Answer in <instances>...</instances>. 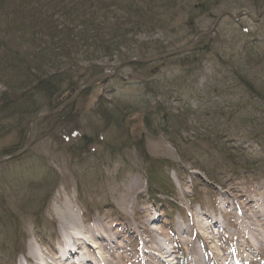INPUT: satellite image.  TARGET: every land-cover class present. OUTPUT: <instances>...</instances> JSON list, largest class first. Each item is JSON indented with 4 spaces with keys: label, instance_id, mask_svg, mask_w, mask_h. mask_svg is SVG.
Segmentation results:
<instances>
[{
    "label": "rangeland",
    "instance_id": "1",
    "mask_svg": "<svg viewBox=\"0 0 264 264\" xmlns=\"http://www.w3.org/2000/svg\"><path fill=\"white\" fill-rule=\"evenodd\" d=\"M73 1L76 0H68L67 7L74 6ZM196 1L158 0L153 4L151 8L158 12V20L165 27L154 25L147 33L127 34L132 56L153 45L169 44L175 50L187 44L193 29L198 33L208 30L222 11L235 15L245 10L255 16L264 4V0L256 3L222 0L230 7L220 8L219 12L214 9L199 12ZM53 4L50 0H0V40L4 42L0 45V70L15 66L4 58L6 54L16 58L18 52L7 53L8 48L28 55H44L41 61L38 59L45 64L44 68H57L61 47L69 59H75L71 63L76 64L71 73L76 86L71 91L62 85L58 95L64 100L62 104L84 83L92 82L70 102L71 119L61 126L48 124L41 135L37 128L32 146L23 155L0 156L9 158L0 163V264H31L26 260L33 258L30 250L38 252L50 264H56L51 258L56 250L65 252L63 235H72V227L62 228L61 223L62 212L66 213L69 208L75 212L79 227L86 229L97 221L107 231L111 230L116 243L115 255L121 253L114 264H126L121 259L124 253L134 254L136 243L147 239L149 234L154 240L150 243H168L171 249L179 244L175 248L177 252H184H181L183 259L190 247L182 243H207L199 236L202 231L199 225L208 226V231L202 232L214 238L211 239L213 247L217 246L224 258L235 243L244 242L233 211L237 209L251 218L253 228L263 236V248L253 246L259 255H250V262L242 264H264V99L252 98L243 85H236L216 58L237 63L245 59L252 77L264 86V13L256 22L247 17L237 21L224 17L212 35L202 38L212 51L196 74L192 89L196 94L187 105L189 115L176 119V127L182 125L183 129L187 122L186 129L180 132L187 145L178 149L176 146L182 141L173 128H168L169 134L165 135L166 125L156 123L154 131L146 132L142 121L157 114L158 100L173 112L183 110L173 101L176 98L173 94L167 102L164 97H153L152 90L146 88L150 79L156 77L175 81L181 65L179 56L149 63L143 71L127 66L132 64L129 63L119 67L111 77L107 73L113 72L120 61L107 59L100 52L95 53L99 55L97 59L93 53H83L85 47L80 39L72 42L65 39V43L62 39L49 40L46 33L59 30L66 22L56 9H50ZM187 6L195 10L190 16L183 11ZM83 12L85 18L91 14L88 9ZM105 13L111 19L126 17L110 8ZM129 25L133 26V22ZM120 31L123 35L126 32ZM179 40L182 45L177 43ZM128 46L126 43L118 49L129 51ZM205 84L207 88L203 92ZM3 89L0 83V93ZM225 95L229 96L226 104ZM100 102L108 103V107L126 118L119 135L100 121L103 106ZM10 117L3 121L11 126L5 123V131L0 134V152L13 143L20 148L12 154L15 155L28 142L32 124L22 121L20 128L14 130L12 123L18 118L14 114ZM201 124L207 130H201ZM224 145L229 148L227 154L219 153ZM151 163L159 164L154 183L161 186L151 183L149 193L146 169H152ZM214 221L216 224L210 227ZM141 223H147L155 231L146 228L143 232ZM128 226L133 230L131 235L127 234ZM91 243V239L86 241L88 249ZM230 243L233 245L228 246ZM83 254L84 250L80 255ZM72 262L78 263L77 259Z\"/></svg>",
    "mask_w": 264,
    "mask_h": 264
},
{
    "label": "trees",
    "instance_id": "2",
    "mask_svg": "<svg viewBox=\"0 0 264 264\" xmlns=\"http://www.w3.org/2000/svg\"><path fill=\"white\" fill-rule=\"evenodd\" d=\"M50 1L54 3L52 6H50V9H56L57 11L55 12H59L61 15H63L66 22L61 24L59 30L48 31L46 33V36L50 37L49 40L52 41L54 38H56L60 41L62 39L64 41L63 43H65V39H68L71 42L80 39L82 47H85V52L83 53H93L94 56L96 55V59L99 57V55L97 56V54H95L97 52H100V55H103V57L107 59H113L115 62H118L126 58L142 59L147 57H155L166 52L167 50L169 51L174 48V46L169 44L166 46H154V43H152L153 46L147 48L145 52L141 51V53L132 56L133 51L128 46L129 42H127L126 39L127 34H133L134 32L147 33L151 30L150 27L154 25L155 28L165 27L164 22H162V20H158L160 16L158 12L151 8L158 0H141L143 2L142 5L140 4V1L137 3V0H76L73 1L75 4L72 7H67V5H69L67 4L68 0ZM257 1L260 0H254L255 3ZM196 3L198 4L196 11L199 12H202L203 10L210 12L211 9L219 12L220 8L230 7L227 3L222 2V0H197ZM49 4L51 5V3ZM64 7H66V9H61ZM106 8H110V10H113L114 12L120 11L126 15V17L123 20L119 17L116 19H111L109 15L105 13ZM186 8L187 9H184L183 11L187 12L188 16H190L191 13L195 11L191 6H187ZM86 9L91 11V14H89L88 18H85V14L83 12ZM16 16L18 17V15ZM132 22L133 26L129 25ZM18 25L21 27V23H18ZM134 26L136 28L132 29ZM120 29L126 30L124 35L120 33L122 32ZM142 29H144L143 32ZM199 33L193 29L190 34V38L192 36L196 37ZM118 34L120 37H117ZM190 38H188L186 41L187 44L190 42ZM181 41L182 40H179L177 43L182 45ZM2 42L3 41L0 40V45H2ZM126 43L130 49L129 51H121L118 49V47H121L122 45L125 46ZM144 45L146 46V43H144ZM243 50L244 52L247 51L245 48ZM14 51L18 52L16 53L17 55L15 54L17 56L16 58H11L10 56L12 54H6L4 59L9 60L10 63H15V66L8 65V68L6 67L0 70V83L4 87L3 91L0 93V134L4 133L5 131V123L7 126L10 125L9 122L3 121L12 119L10 117L12 114L18 118L15 121L16 123H12L15 124L12 127L14 130L20 128L22 121H25L26 125L27 122L32 124L33 120L38 115L55 110L62 105L64 100H62L61 96L58 95L63 86L67 87V89H70L71 91H73L74 87L76 86V83L71 79V73L76 64L71 63L70 61L75 59H69L68 55L61 47L58 52L59 58L57 68H55V66L51 68H44L45 64L38 61V59L41 61L44 55H28L22 50L16 48L7 49V53ZM210 51H212L210 45H207L204 43V39H201L186 53L179 55V58L181 59V65L179 68L180 71L178 72V76L176 77L175 81L172 82L167 80L165 77H156L150 79L148 83L150 85L146 86V88L152 90L151 92L154 94L153 97H164L168 102V98L173 94L176 97L173 101H175L177 105H181L183 110L180 112L176 109L175 112H173L170 107L165 106V102H158V100L157 105H155L158 116L155 113V115L151 116V118L145 117L143 119L144 121H142L146 132H149L151 129L154 131L153 126L156 123H162L166 125V129L164 131L165 135L169 134L168 128H173L174 131L181 137L182 141V134L180 132H183L186 129L187 122L185 128L183 129L182 125H178L176 127V119L181 120L189 115V112L187 111V105L190 103L192 97L196 94L194 92L192 93V89L194 88L193 86L197 81L195 79L196 74L199 73L203 63L206 62V58ZM216 58H218L217 62H220V64L226 67V73L229 74L231 80H233L236 85H243L252 98L257 100L261 98L264 99V86L260 84V81L258 84L257 79L252 77V70L248 69L249 63L245 59L244 62L242 60L237 63L232 59L225 60L224 58L221 59L220 57ZM127 66H133L143 71L149 66V64L132 63ZM94 72H97V69H94ZM206 88L207 85L205 84L203 92L206 90ZM182 94L184 95L182 96ZM197 96L201 98L198 94ZM225 96L226 99L224 101L226 104L229 96ZM218 99L216 102H219ZM100 103L103 104L99 114L100 121L103 122L105 126H110L111 129L113 128L114 133L119 135L123 131L122 126L124 123H126V118L123 115L120 116L119 112H116L115 108L108 107V103ZM12 109L14 110L13 113L8 114V112ZM195 114L197 115V113ZM72 115L73 105H69L62 112L40 120L37 124L38 134L41 135L44 133L45 129L48 128V124H52V127L59 125L61 126L62 123H65L71 119ZM203 117L206 118L207 121L209 120L206 115H203ZM24 118L27 119L24 120ZM203 125L204 124H201L200 129L203 131L207 130ZM199 135L200 134L197 136ZM185 140L186 139L183 138V141L180 142L176 147L178 149H180L183 145L186 147L187 144ZM213 142L215 144H219L214 138ZM171 143L173 144V142ZM19 149V146L11 143L2 148L0 156H10ZM228 150L229 148L227 145H224V149H219V153L227 154ZM151 165L152 169H146V179H148V188H150V190L148 189L149 193H151V183L161 186L158 183H154L156 180L155 172H157L158 168H160L158 167L159 164L151 163Z\"/></svg>",
    "mask_w": 264,
    "mask_h": 264
},
{
    "label": "bare ground",
    "instance_id": "3",
    "mask_svg": "<svg viewBox=\"0 0 264 264\" xmlns=\"http://www.w3.org/2000/svg\"><path fill=\"white\" fill-rule=\"evenodd\" d=\"M185 46V45H184ZM183 47V46H182ZM181 48V47H180ZM150 58V57H148ZM124 60H121L122 62ZM112 77V76H111ZM34 121V120H33ZM33 125V123H32ZM264 199H262V203L264 205ZM237 220L239 221V233L241 243H235V246L233 247V254L236 256L237 252L240 253V255L237 257L241 260H250V255L257 256L258 251H253V246H255L257 249L261 250L263 248V236L257 232L253 228L254 224L251 223V218L245 217L240 211L237 209L233 210ZM54 212H57L55 210ZM264 212V210H263ZM62 228H71L72 227V235L68 236L63 235V239L66 241L67 248L65 250V253H61L60 251L56 250L55 255L53 254V262L56 264H76L72 261L77 259V264H98L101 262V264H114V261H119L117 258L121 256V253L118 252V256L115 255L116 248H114V245L116 243H113V238L111 237L110 231H107L105 227L101 226L97 221L94 222L89 228L86 229L83 227H79L77 222V216L75 215V212L69 208L68 211L62 212ZM60 216V215H59ZM61 217V216H60ZM216 224V221L211 224L210 227ZM200 229L202 231H208L207 225H202V227L199 225ZM140 228L144 232L146 228H150L151 231H155L154 228H151L147 223L143 224L141 223ZM195 230V229H194ZM198 231V230H195ZM199 233V236L201 235V238H205L204 240H207V243H184L183 245L185 247H190L191 251L189 254V257L187 259V264H224L223 262L226 261V259H223L222 254L218 247H213V244L211 242V239L208 236H205V233L203 232ZM214 233V230H212ZM133 230L128 226V232L127 234L131 235ZM181 234H185V232L181 230ZM83 235L87 236L86 239L83 237ZM98 237V239L96 238ZM101 238H104L103 240ZM147 239L140 240L136 243V249H134V254H130L125 252L124 255L121 257L122 262L126 264H173L172 260L170 259V256H167L165 247L162 246L161 243H150V241L153 240V236L150 234L146 236ZM91 239V245L88 249V246L86 245V241ZM98 241V243L96 241ZM248 240V241H247ZM205 244V245H204ZM208 245H210L211 248H209ZM233 243H230L228 246H232ZM139 246V248H138ZM85 251V254L80 255L82 251ZM93 250V251H92ZM119 250V248H117ZM209 250V251H208ZM106 253L109 254V257L106 258ZM29 254L33 256L30 257L31 259H26L27 261L34 262V264H40L38 261L40 260L42 264H50L46 259L40 258V254L38 252H35L33 250L29 251ZM205 254V256L203 255ZM241 256V257H240ZM251 256V257H252ZM206 258V262H205ZM116 259V260H115ZM25 260V261H26ZM27 263V262H26ZM30 264V263H27ZM118 264V263H117Z\"/></svg>",
    "mask_w": 264,
    "mask_h": 264
},
{
    "label": "water",
    "instance_id": "4",
    "mask_svg": "<svg viewBox=\"0 0 264 264\" xmlns=\"http://www.w3.org/2000/svg\"><path fill=\"white\" fill-rule=\"evenodd\" d=\"M264 13V4L262 5V7L259 9V11L257 12V14L255 16L251 15L249 12L243 10V11H240L238 12L237 14L233 15L231 13V11H228V10H224L222 11L221 13H219L214 21H213V24L212 26L206 30V31H203L201 32L199 35H197L190 43H188L187 45L181 47V48H178V49H175V50H172V51H168L166 53H163L161 55H158V56H155V57H151V58H145V59H126L120 63H118L114 69H113V72L111 73H107L108 75L110 76H113V74L116 72V70L119 68V67H122L126 64H129V63H143V64H149V63H153V62H156V61H161V60H164L166 58H170V57H174V56H178V55H181L185 52H187L192 46H194L200 39H202L203 37L205 36H209V35H212L213 32L215 31L217 25L219 24L220 20L224 17H228L234 21H237L239 20L241 17H247L249 19H251L252 21L256 22L258 21L261 16L263 15ZM92 82V80L90 81H87L86 83H84L81 87H79L72 95L71 97L65 102L63 103L59 108L55 109V110H52V111H49V112H46V113H42L40 115H38L34 121H33V126H32V132L29 136V140L28 142L26 143L25 147L20 150L19 152H17L15 155H12L10 156L9 158H15L16 156H21L23 155L25 152H27L30 147L32 146V143L34 141V138L36 136V132H37V124L40 120L44 119V118H47V117H50V116H53L54 114H57L59 113L60 111H62L66 106H68L70 104V102L72 100H74L83 90H85L89 85L90 83ZM9 158H0V163L4 162V161H7L9 160Z\"/></svg>",
    "mask_w": 264,
    "mask_h": 264
}]
</instances>
